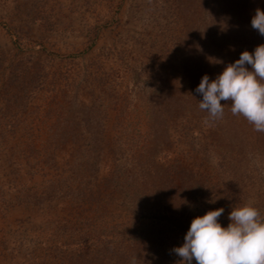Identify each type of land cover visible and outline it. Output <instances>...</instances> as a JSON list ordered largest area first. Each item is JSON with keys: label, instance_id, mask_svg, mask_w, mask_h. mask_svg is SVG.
Returning <instances> with one entry per match:
<instances>
[{"label": "rangeland", "instance_id": "rangeland-1", "mask_svg": "<svg viewBox=\"0 0 264 264\" xmlns=\"http://www.w3.org/2000/svg\"><path fill=\"white\" fill-rule=\"evenodd\" d=\"M257 8L0 0V264H178L194 217L264 218V132L195 91L264 43Z\"/></svg>", "mask_w": 264, "mask_h": 264}, {"label": "clouds", "instance_id": "clouds-1", "mask_svg": "<svg viewBox=\"0 0 264 264\" xmlns=\"http://www.w3.org/2000/svg\"><path fill=\"white\" fill-rule=\"evenodd\" d=\"M251 27L264 36V10L256 9ZM195 91L209 119H221L222 101L231 102L234 116H243L255 131L264 132V43L254 51L243 50L215 79L204 74ZM223 212V207L210 209L192 219L183 244L173 249L181 258L178 264H264V218L259 209L252 202L232 207L226 227L218 219Z\"/></svg>", "mask_w": 264, "mask_h": 264}, {"label": "trees", "instance_id": "trees-1", "mask_svg": "<svg viewBox=\"0 0 264 264\" xmlns=\"http://www.w3.org/2000/svg\"><path fill=\"white\" fill-rule=\"evenodd\" d=\"M257 37L253 34H250V37L248 38V46H250L251 49H255V47L258 45Z\"/></svg>", "mask_w": 264, "mask_h": 264}]
</instances>
